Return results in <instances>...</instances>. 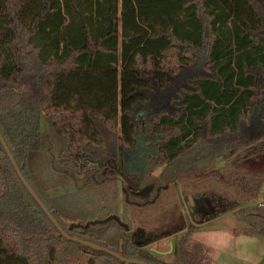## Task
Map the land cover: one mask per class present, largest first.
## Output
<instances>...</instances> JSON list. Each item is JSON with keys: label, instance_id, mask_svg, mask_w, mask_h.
Listing matches in <instances>:
<instances>
[{"label": "trees", "instance_id": "obj_1", "mask_svg": "<svg viewBox=\"0 0 264 264\" xmlns=\"http://www.w3.org/2000/svg\"><path fill=\"white\" fill-rule=\"evenodd\" d=\"M0 132L69 235L128 259L195 255L147 248L168 233L122 223L119 188L126 211L194 185L186 236L235 211L264 238V0H0ZM0 264L125 263L62 236L0 142Z\"/></svg>", "mask_w": 264, "mask_h": 264}, {"label": "rangeland", "instance_id": "obj_2", "mask_svg": "<svg viewBox=\"0 0 264 264\" xmlns=\"http://www.w3.org/2000/svg\"><path fill=\"white\" fill-rule=\"evenodd\" d=\"M201 72L202 66L199 64L193 74ZM246 157L244 163L248 166L263 168L264 143L258 145ZM218 164L223 165L224 159L219 158ZM160 171L161 169H157L154 174L159 175ZM189 186L192 185L188 184L184 188V202L180 203L179 208L163 203L156 208L129 206L126 211L123 209V195L119 188L120 220L130 226L131 230H141L152 237L162 230L167 232L163 238L147 245V248L155 251L160 259L167 262L175 259L173 256L175 242L186 237L185 247L195 255L194 264H264V238L252 232L235 211L197 224L194 233L186 236L187 227L190 225V212L191 209H195L197 200L196 190ZM263 196L264 183L259 199L261 200ZM94 218L91 216L88 220ZM179 227L184 228L176 231Z\"/></svg>", "mask_w": 264, "mask_h": 264}, {"label": "water", "instance_id": "obj_3", "mask_svg": "<svg viewBox=\"0 0 264 264\" xmlns=\"http://www.w3.org/2000/svg\"><path fill=\"white\" fill-rule=\"evenodd\" d=\"M0 142L2 143L4 149L7 152L8 157L10 158L13 166L16 169V172L18 173L21 181L23 182V184L25 185V187L27 188V190L29 191V193L33 196V198L37 201V203L41 206V208L43 209V211L46 213V215L49 217V219L52 221V223L55 225V227L58 229V231L61 233L62 236H64L67 240L73 241V242H77L80 244H83L85 246H89L92 247L94 249L97 250H101V251H105L115 257H117L118 259H120L122 262H124L125 264H148L145 263L143 261H138L135 259H128L126 257H124L123 255H121L120 253H117L113 250H110L104 246L95 244L91 241L85 240V239H81L79 237L76 236H72L69 235L60 225V223L57 221V219L53 216V214L50 212V210L47 208V206L43 203V201L39 198V196L37 195V193L35 192V190L32 188V186L29 184V182L27 181V179L25 178V176L23 175L21 169L19 168L14 155L12 154L11 150L9 149V147L7 146V143L3 137V135L0 132Z\"/></svg>", "mask_w": 264, "mask_h": 264}, {"label": "flooded vegetation", "instance_id": "obj_4", "mask_svg": "<svg viewBox=\"0 0 264 264\" xmlns=\"http://www.w3.org/2000/svg\"><path fill=\"white\" fill-rule=\"evenodd\" d=\"M194 211L197 212V213H199V214H202V215H206V214H207V213H206V210H204V209L202 208V206H199V205H198V206L196 205V207H195L194 210L191 209V212H192V213H194Z\"/></svg>", "mask_w": 264, "mask_h": 264}, {"label": "built area", "instance_id": "obj_5", "mask_svg": "<svg viewBox=\"0 0 264 264\" xmlns=\"http://www.w3.org/2000/svg\"><path fill=\"white\" fill-rule=\"evenodd\" d=\"M260 203H264V196H263L262 199L260 200Z\"/></svg>", "mask_w": 264, "mask_h": 264}, {"label": "crops", "instance_id": "obj_6", "mask_svg": "<svg viewBox=\"0 0 264 264\" xmlns=\"http://www.w3.org/2000/svg\"><path fill=\"white\" fill-rule=\"evenodd\" d=\"M153 251V250H152ZM155 252V251H154ZM156 253V252H155Z\"/></svg>", "mask_w": 264, "mask_h": 264}]
</instances>
